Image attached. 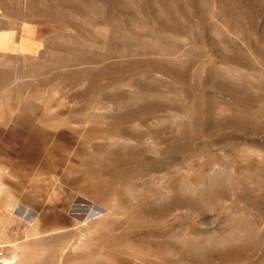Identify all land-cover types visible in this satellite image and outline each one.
I'll list each match as a JSON object with an SVG mask.
<instances>
[{
  "label": "rangeland",
  "instance_id": "rangeland-1",
  "mask_svg": "<svg viewBox=\"0 0 264 264\" xmlns=\"http://www.w3.org/2000/svg\"><path fill=\"white\" fill-rule=\"evenodd\" d=\"M10 264H264V0H5Z\"/></svg>",
  "mask_w": 264,
  "mask_h": 264
},
{
  "label": "built area",
  "instance_id": "built-area-1",
  "mask_svg": "<svg viewBox=\"0 0 264 264\" xmlns=\"http://www.w3.org/2000/svg\"><path fill=\"white\" fill-rule=\"evenodd\" d=\"M7 244L2 240L0 235V264H8L9 255Z\"/></svg>",
  "mask_w": 264,
  "mask_h": 264
},
{
  "label": "crops",
  "instance_id": "crops-1",
  "mask_svg": "<svg viewBox=\"0 0 264 264\" xmlns=\"http://www.w3.org/2000/svg\"><path fill=\"white\" fill-rule=\"evenodd\" d=\"M5 6H6V1L5 0H0V18L5 16Z\"/></svg>",
  "mask_w": 264,
  "mask_h": 264
},
{
  "label": "bare ground",
  "instance_id": "bare-ground-1",
  "mask_svg": "<svg viewBox=\"0 0 264 264\" xmlns=\"http://www.w3.org/2000/svg\"><path fill=\"white\" fill-rule=\"evenodd\" d=\"M8 264H10V262L8 261Z\"/></svg>",
  "mask_w": 264,
  "mask_h": 264
}]
</instances>
